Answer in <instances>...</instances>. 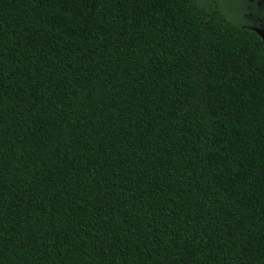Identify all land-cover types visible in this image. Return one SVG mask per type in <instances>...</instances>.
Listing matches in <instances>:
<instances>
[{"label":"trees","instance_id":"16d2710c","mask_svg":"<svg viewBox=\"0 0 264 264\" xmlns=\"http://www.w3.org/2000/svg\"><path fill=\"white\" fill-rule=\"evenodd\" d=\"M230 1L0 0V264H264V41Z\"/></svg>","mask_w":264,"mask_h":264},{"label":"flooded vegetation","instance_id":"af4514ba","mask_svg":"<svg viewBox=\"0 0 264 264\" xmlns=\"http://www.w3.org/2000/svg\"><path fill=\"white\" fill-rule=\"evenodd\" d=\"M229 3L245 26L251 29L259 27L264 31V0H231Z\"/></svg>","mask_w":264,"mask_h":264},{"label":"rangeland","instance_id":"374dc122","mask_svg":"<svg viewBox=\"0 0 264 264\" xmlns=\"http://www.w3.org/2000/svg\"><path fill=\"white\" fill-rule=\"evenodd\" d=\"M253 29L256 30L260 35L264 37V31L262 30V28L253 27Z\"/></svg>","mask_w":264,"mask_h":264},{"label":"water","instance_id":"95a60500","mask_svg":"<svg viewBox=\"0 0 264 264\" xmlns=\"http://www.w3.org/2000/svg\"><path fill=\"white\" fill-rule=\"evenodd\" d=\"M259 34V33H258ZM260 35V34H259ZM260 37L263 39V41H264V37L262 36V35H260Z\"/></svg>","mask_w":264,"mask_h":264}]
</instances>
